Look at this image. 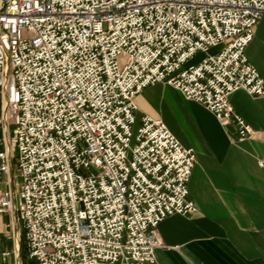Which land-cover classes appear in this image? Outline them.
<instances>
[{
	"label": "built area",
	"instance_id": "2783aa9c",
	"mask_svg": "<svg viewBox=\"0 0 264 264\" xmlns=\"http://www.w3.org/2000/svg\"><path fill=\"white\" fill-rule=\"evenodd\" d=\"M263 16L264 0H0V213L36 264H161L160 223L198 211V159L159 117L135 131L136 97L170 84L262 138L230 95L264 97L246 55Z\"/></svg>",
	"mask_w": 264,
	"mask_h": 264
},
{
	"label": "crops",
	"instance_id": "0c3cea01",
	"mask_svg": "<svg viewBox=\"0 0 264 264\" xmlns=\"http://www.w3.org/2000/svg\"><path fill=\"white\" fill-rule=\"evenodd\" d=\"M255 27L246 55L264 78V16ZM230 100L262 138L240 140L235 122L222 125L170 84L155 83L136 97L138 120L145 114L163 119L198 159L189 183L198 211L160 223L161 264H264V97L241 89ZM13 219V213H0V264H18L13 250L21 251L22 240L11 237ZM4 251L12 254L4 259ZM31 260L27 264H36Z\"/></svg>",
	"mask_w": 264,
	"mask_h": 264
},
{
	"label": "rangeland",
	"instance_id": "374dc122",
	"mask_svg": "<svg viewBox=\"0 0 264 264\" xmlns=\"http://www.w3.org/2000/svg\"><path fill=\"white\" fill-rule=\"evenodd\" d=\"M220 47H216V46H214V47H211V49L209 50V52L210 53H214V52H216L218 49H219ZM206 54L205 53H203V52H198L195 56H194V58L193 59H191L188 63H187V66H189V65H196L197 63H199L203 58H204V56H205ZM139 123H140V121H138V124H136V126L134 127V130L136 131L137 130V128H138V126H139ZM135 144V141L133 140L132 141V145H134ZM22 238H21V240L23 241V243L26 245V241H25V238L23 237V236H21ZM15 240V239H14ZM21 240H20V243H21ZM16 241V240H15ZM16 249V248H15ZM22 250V249H21ZM17 251H18V254H19V263H21L22 262V264H23V261H24V264H27L29 261H28V258H26V252H24V254H22L21 253V251H19V249H17ZM18 263V264H19Z\"/></svg>",
	"mask_w": 264,
	"mask_h": 264
},
{
	"label": "trees",
	"instance_id": "16d2710c",
	"mask_svg": "<svg viewBox=\"0 0 264 264\" xmlns=\"http://www.w3.org/2000/svg\"><path fill=\"white\" fill-rule=\"evenodd\" d=\"M22 250V254H24V252H26V258H28V260H31V259H29V254H28V251H26V246H25V244L23 243V241H22V248H21ZM31 261H33V260H31Z\"/></svg>",
	"mask_w": 264,
	"mask_h": 264
}]
</instances>
